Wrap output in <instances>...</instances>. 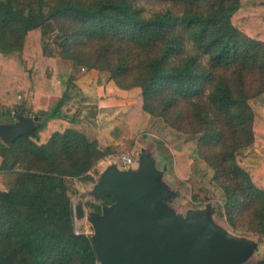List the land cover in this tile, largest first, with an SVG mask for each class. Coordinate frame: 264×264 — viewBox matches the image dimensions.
<instances>
[{
	"label": "trees",
	"instance_id": "16d2710c",
	"mask_svg": "<svg viewBox=\"0 0 264 264\" xmlns=\"http://www.w3.org/2000/svg\"><path fill=\"white\" fill-rule=\"evenodd\" d=\"M143 1L0 0V123L13 113L9 123L30 116L29 98L53 93L54 82L61 95L56 108L37 114L45 122L35 136L11 145L0 139V171L16 174L14 185L0 191V264H100L92 237L76 231L72 181H91L115 143L154 128L155 118L166 124L161 131L177 130L168 140L178 168L195 161L186 174L203 175L230 223L264 237V154L257 142L264 108L250 104L264 88L249 96L245 84L253 74L264 83V14L245 11L264 0H159L166 7L150 14ZM53 26L64 57L88 69L104 63L109 80L135 99L112 121L111 133L74 127L89 106L73 68L44 60L51 56L43 36ZM90 43L99 52L87 54ZM20 94L27 100L20 103ZM114 203L101 192L94 214Z\"/></svg>",
	"mask_w": 264,
	"mask_h": 264
},
{
	"label": "water",
	"instance_id": "95a60500",
	"mask_svg": "<svg viewBox=\"0 0 264 264\" xmlns=\"http://www.w3.org/2000/svg\"><path fill=\"white\" fill-rule=\"evenodd\" d=\"M45 119L19 115L13 123H0V139L11 145L21 136H35ZM156 171L145 165L137 174L106 170L101 192L115 203L94 214L93 246L100 264H239L253 245L203 226V212L182 216L177 222L161 211L159 201L169 197L156 184ZM76 218L84 216L75 206Z\"/></svg>",
	"mask_w": 264,
	"mask_h": 264
},
{
	"label": "rangeland",
	"instance_id": "374dc122",
	"mask_svg": "<svg viewBox=\"0 0 264 264\" xmlns=\"http://www.w3.org/2000/svg\"><path fill=\"white\" fill-rule=\"evenodd\" d=\"M23 2H35V0H22ZM144 10L147 14L155 11L162 10L166 7L159 0H144L142 2ZM36 6V3H34ZM58 30L53 26V31L43 36L45 42L46 54L51 58L44 57L46 63L51 65H62L73 68L74 74L79 75L81 72H88L91 69L83 68L74 63L73 60L64 57L61 50L56 43V35ZM100 50L98 43H90L85 49L89 55L96 54ZM132 54L137 53V48L132 47L127 49ZM145 56H140V58ZM98 67L92 69L97 71L100 76L109 80V72L104 63H97ZM85 69V70H83ZM38 70V69H37ZM41 73L46 74V66L40 68ZM227 79H235L231 71L220 73ZM59 83V82H58ZM246 88L249 96H252L257 90L264 88L259 75H250L246 79ZM31 96V95H30ZM33 96V95H32ZM261 96V97H260ZM259 98H253L250 104L253 105L255 111H262L264 108V94ZM20 103L26 101V96L20 94L18 96ZM30 106L32 104V97L29 98ZM254 100H262L259 105H254ZM182 108L181 110L185 109ZM83 117L76 119L74 127L89 133H98L94 129L95 117L97 109L95 105H89L85 109ZM41 114V113H39ZM13 116V115H12ZM12 116H4L12 118ZM158 118V117H157ZM159 119H153L154 128L141 127L140 133L135 139L126 142L125 144L115 143L112 148V153L104 160H101L91 171L93 179L91 181L73 180L72 187L75 194L72 197L74 207L77 204H82L84 208V216L82 218H75L76 231L78 233H85L91 237L95 234L93 225L94 210L92 206L99 204V192L105 186L103 176L106 170L113 169L121 173L137 174L140 173L145 165L148 164L156 171L155 179L156 184L162 187L169 197L159 201L158 207L161 211L170 215L177 222V217L182 216L185 221H188L191 214L195 212H203L199 218L201 224L207 228L222 232L232 239L244 240L253 245L249 256L239 264H264V237L254 233L248 229V226L235 227L227 219L225 214L224 204L213 193L212 187L203 182V175L200 172L187 175L188 166L195 161L191 160L188 165L183 164V168H178V156L176 155L172 145L168 140L169 132L177 133L176 129L172 126H167L165 131L161 128L166 125L164 122H159ZM138 121V119H136ZM174 121L167 122L171 125ZM264 135L261 134L257 137L259 148L262 149L264 154ZM123 154H130L133 157L134 165L131 167L124 166L121 163ZM196 166L195 164L193 165ZM197 168V167H195ZM0 181L3 183L4 188L9 189L14 185L16 174L13 172H1ZM13 180V181H12ZM11 182V183H10ZM247 214V213H246ZM248 215V214H247ZM246 215V216H247ZM245 216V217H246ZM239 225V224H238ZM237 225V226H238Z\"/></svg>",
	"mask_w": 264,
	"mask_h": 264
},
{
	"label": "crops",
	"instance_id": "0c3cea01",
	"mask_svg": "<svg viewBox=\"0 0 264 264\" xmlns=\"http://www.w3.org/2000/svg\"><path fill=\"white\" fill-rule=\"evenodd\" d=\"M245 11L264 14V6L248 8ZM75 77L76 84L85 95V105L96 106L97 114L95 117L94 129H96L98 133H111L115 128L112 121L119 115L126 113L136 106L135 99L130 98L128 92L119 88L114 81L106 80L100 83V74L95 70L91 69L88 72L85 70V72H81L79 75H75ZM57 86L58 82H54L55 90L51 94H32L31 106L33 107V112L31 116L37 115L42 111L49 112L57 107L61 100V95L58 92ZM9 120L11 119L8 118L7 120L2 117L1 123H9ZM1 190L8 189L4 188L3 183L0 181V191Z\"/></svg>",
	"mask_w": 264,
	"mask_h": 264
},
{
	"label": "built area",
	"instance_id": "2783aa9c",
	"mask_svg": "<svg viewBox=\"0 0 264 264\" xmlns=\"http://www.w3.org/2000/svg\"><path fill=\"white\" fill-rule=\"evenodd\" d=\"M121 163L124 166H128V167L133 166L134 165V160H133L132 155H130V154H123L122 157H121Z\"/></svg>",
	"mask_w": 264,
	"mask_h": 264
}]
</instances>
